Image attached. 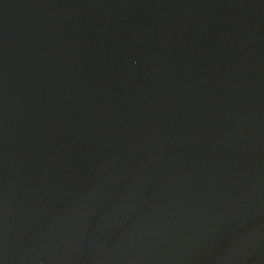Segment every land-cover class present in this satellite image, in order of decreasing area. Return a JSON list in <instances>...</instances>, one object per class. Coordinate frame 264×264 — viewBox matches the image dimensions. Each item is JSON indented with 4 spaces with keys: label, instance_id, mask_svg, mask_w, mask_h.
Returning a JSON list of instances; mask_svg holds the SVG:
<instances>
[{
    "label": "water",
    "instance_id": "obj_1",
    "mask_svg": "<svg viewBox=\"0 0 264 264\" xmlns=\"http://www.w3.org/2000/svg\"><path fill=\"white\" fill-rule=\"evenodd\" d=\"M0 264H264V0H0Z\"/></svg>",
    "mask_w": 264,
    "mask_h": 264
}]
</instances>
